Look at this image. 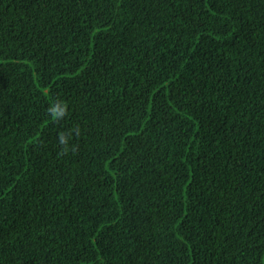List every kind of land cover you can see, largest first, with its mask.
I'll use <instances>...</instances> for the list:
<instances>
[{
	"label": "trees",
	"instance_id": "1",
	"mask_svg": "<svg viewBox=\"0 0 264 264\" xmlns=\"http://www.w3.org/2000/svg\"><path fill=\"white\" fill-rule=\"evenodd\" d=\"M0 264H264V0H0Z\"/></svg>",
	"mask_w": 264,
	"mask_h": 264
},
{
	"label": "clouds",
	"instance_id": "2",
	"mask_svg": "<svg viewBox=\"0 0 264 264\" xmlns=\"http://www.w3.org/2000/svg\"><path fill=\"white\" fill-rule=\"evenodd\" d=\"M48 114L54 121L64 120L68 115V106L64 103H56L49 107ZM78 128L72 129L69 132H61L58 136V143L62 146L60 155H65L69 152V141L73 133L78 134ZM72 151L75 150V146H72Z\"/></svg>",
	"mask_w": 264,
	"mask_h": 264
}]
</instances>
